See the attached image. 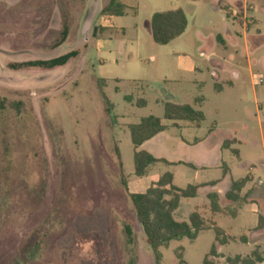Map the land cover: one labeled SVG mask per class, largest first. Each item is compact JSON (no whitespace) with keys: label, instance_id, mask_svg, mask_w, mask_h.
Returning a JSON list of instances; mask_svg holds the SVG:
<instances>
[{"label":"rangeland","instance_id":"1","mask_svg":"<svg viewBox=\"0 0 264 264\" xmlns=\"http://www.w3.org/2000/svg\"><path fill=\"white\" fill-rule=\"evenodd\" d=\"M107 1L99 0L90 28H83L90 0H0V97L7 104H24L20 113L8 110L0 116V264H155L123 181L142 182L132 193L143 192L165 173L175 176L178 189L193 184L179 178L188 170L180 164L157 163L143 177L133 175L128 125L148 116L162 119L166 93L204 113L205 120L200 127L168 124L152 154L192 162L197 149L181 148L179 141L211 133L213 141L234 140L230 149L221 150L232 181L245 176L251 180L240 200L226 206V214L212 216L208 207L203 214L223 231L224 243L217 244L212 229L204 230L192 241L183 238L161 248V264H202L215 245L223 255L215 259L217 264H228L227 258L245 257L256 248L264 256V240L259 246L246 241L255 225L263 227V210L259 202L244 199L251 190L261 185L264 189V46L249 53L241 26L223 10L213 14L211 0H132L133 9L127 7L123 17L112 20L129 29L121 36L100 14ZM192 2L204 6L197 15L202 23L197 31L205 36L213 27V35L224 34L228 26L237 34V48L214 39L211 51H200L204 45L193 35L191 17L187 32L177 40L164 46L152 41L153 13ZM249 2L262 22L249 34L264 32V0ZM103 25L111 30L97 31L93 37V30ZM63 27L67 37L60 43ZM107 37L114 50L97 52L96 40ZM70 52L76 56L53 70L8 67ZM176 54L188 56L198 71H178ZM218 60L225 72L214 66ZM194 78L204 82L202 90L199 83L193 84ZM214 78L224 87L222 94H216ZM192 95L206 101L192 105ZM141 100L143 105H137ZM221 174L201 172L211 180ZM203 193L181 199L182 216L203 210ZM125 225L132 231V243Z\"/></svg>","mask_w":264,"mask_h":264},{"label":"trees","instance_id":"2","mask_svg":"<svg viewBox=\"0 0 264 264\" xmlns=\"http://www.w3.org/2000/svg\"><path fill=\"white\" fill-rule=\"evenodd\" d=\"M126 7L120 0H109L107 5L102 7L100 14L107 17H122L125 15ZM187 26V20L182 10H172L166 12H156L150 18V32L152 41L157 45H167L174 39L181 36ZM103 33L106 29L97 27L93 30L92 36H96V32ZM67 37V29L63 27L60 43ZM76 56V52H70L62 56L46 60V61H29L22 63H11L8 67L11 70L23 69H42L53 70L66 65L70 59ZM125 100H129L125 97ZM24 108L21 101L7 104V101L0 97V116L8 110L20 113ZM204 117L202 112L194 110L188 105L164 104L163 118L148 116L141 118L137 124L128 125L130 142L133 146V165L134 175L143 177L150 166L164 162L153 158L138 148L147 140L155 135L163 132L165 126L163 120L168 121H188L200 124ZM232 142H225L223 148H228ZM237 155L236 150H232ZM187 167L191 165L185 164ZM249 181L248 177L233 182L230 191L226 194V198L236 202L240 200L239 192ZM126 190V183L123 181ZM196 186H187L185 189H178L172 184V176L169 173L162 175L159 180L153 183L142 194L128 195L138 223L146 237V242L153 253L155 264H161V248H167L173 241H180L186 238L190 241L196 238V235L204 230L212 229L216 235L217 244L224 243V239H220L223 231L212 223H207L198 213H192L187 222L176 221L173 218L174 212L178 209L182 198H193L196 195ZM209 207L212 213H219L221 209L218 206V197L216 194H208ZM262 228L259 223L258 229ZM125 235L129 243L133 242V234L129 226H124ZM244 241V239L241 238ZM220 258L217 253L216 245L213 246L209 254L203 259L202 264H217L215 259ZM228 264H259L264 262V256L260 254L258 248L253 250L250 255L245 257L235 256L226 259ZM14 264H24L23 261H15Z\"/></svg>","mask_w":264,"mask_h":264},{"label":"crops","instance_id":"3","mask_svg":"<svg viewBox=\"0 0 264 264\" xmlns=\"http://www.w3.org/2000/svg\"><path fill=\"white\" fill-rule=\"evenodd\" d=\"M108 2H109V0L107 1V3ZM120 2L126 8L130 7L131 9H133V7L130 6V4H129V3H132V0H120ZM107 3L105 5H107ZM211 5H212L213 14H216V12L219 9L223 10L227 16H231V18H233L241 26V28L243 29V32H244V34H243V43H244V46H245V48L247 49V51L249 53H253V51H257V49H259L260 47L264 46V32H260L259 30H256L255 34H249L250 33V29L252 27H255L256 25H260V23H262L260 21V19H258L255 16L254 7L249 2V0H211ZM201 8L204 9V6L202 5V3L192 2L190 4H187L186 6H175L174 8H172L170 10H166V11H172V10L180 9V10H182L184 12L186 20H187V26H186V29H185L183 34H185L187 32L188 28H189V20H188L189 17H191L193 19L194 28L196 30L193 35L196 36L199 39V41L204 45V46L200 47V49H199L200 51H205L207 53L209 51H211V47L210 46L213 47V40L214 39L216 41L222 43L223 45H228L231 48H237V46H238L237 34L233 30H231L228 26H226L224 34L217 33V34L213 35L212 34L213 33L212 31H214L213 27H211V32L208 33L205 36L202 35L199 30L197 31V29L201 28V24H202V23H200L201 20L197 19V15L199 14V10L202 11ZM166 11H162V12H166ZM133 13H134V15L136 14V12H133ZM105 17L108 19L107 22L111 23V26H109V27L112 29V31L114 33H115V30H117V31H119L121 36H124L127 33V30H129V29L125 28V27L115 26L112 23V20L116 19L118 17H107V16H105ZM245 18H247V20H248L247 22H245ZM195 24H196V26H195ZM209 25H212V23L209 22ZM101 27L106 29V30H111L110 28L108 29V27H104V25L101 26ZM134 27L137 30V26H134ZM149 29H150V23H149ZM150 34H151V32H150ZM178 38L174 39L173 41L177 40ZM173 41H171V42H173ZM114 48H115L114 47V43L112 42V40H110L109 37H107V38H98L96 40L97 52L110 53V51H113ZM174 59H175L176 68H177L178 71L187 72V73H194L195 71H198V69L193 65L192 61L185 54H176ZM260 59L262 61H264V58L261 57ZM213 62L216 63V65H214V66H217L216 69L218 70L219 73L225 72L226 68H225V65H224L223 62H221L219 60L218 61H213ZM248 66H249V68H251V66H252L251 62L248 63ZM219 73L215 72V74H216L215 77H218ZM252 78H253L252 79L253 80V85L256 87L257 84H258L257 80H256V78L254 76H252ZM212 81H214L213 82L214 85H215V89L214 90H215L216 94H218V95L222 94L224 92V87L219 86L217 84V78H214V80H212ZM198 83H199L200 89L202 90L203 89L202 85L204 84V82L198 81L196 78H194L193 79V84L195 85V84H198ZM225 83L230 84L229 88H232L231 87L232 86V82L231 81L228 80ZM126 97L129 99L128 102L134 103V99L131 96H126ZM165 97L167 99L166 103H170V104H173V105H188V106H190L189 104H187L185 102H181L180 98L178 96L174 95V94L166 93ZM124 99H125V97H124ZM189 99H191L192 105H201L203 102L206 101L205 97H200L199 98V97H196V96H193V95ZM143 103L144 102L141 100V101L137 102V105H143ZM202 114H203V117H204V119H203V121H204L205 120V114L204 113H202ZM176 122H188V121H168V120H163V125L166 128H167L168 124H172L173 126L179 127L180 125L177 124ZM190 123L193 124V126H195V127H200V124L196 125L195 123H192V122H190ZM184 126H186V125H184ZM163 132H160L159 134L155 135L151 139L145 141L138 148V150L147 152L148 154H150L153 158H155L157 160L164 161V162H159V163H163V164H166V165H177V164L179 165L180 164V165L184 166L185 168H187L188 170L186 172H182V173H180L178 175H179V178L181 180H183V181H188L189 180V181L193 182V184H188L187 186L191 185V186H196L197 187L196 195L192 199H196L200 195V193L202 191L204 192L203 194H204V197H205V204H204L203 208H201L203 210H200V212H199V209H198V212L197 211L191 212L187 216V218L182 216L181 213H180V208H181V204H182L181 203L182 201L180 200L179 207L174 212L173 218L176 221L187 222L189 216L192 213L196 212L200 216L202 215L201 218H203L205 220V218L203 217V214H206L207 207L210 210L209 200L207 199V195L208 194H212V193L217 195V197H218V206L221 209V212H219V213H212L211 210H210L212 216L226 214L225 213L226 206L231 204V203H233V201H230V200H228L226 198V194L230 191L231 185H232V183L234 181H232L231 175L228 172V168L221 161V156H222L221 150L230 149V145L227 146L228 148H223V144L225 142H233L234 140H227V139L224 140L223 139L221 142L213 141L211 139L212 136H213L211 133H209L204 138H201V139H198V140L196 138H194L192 142H188L186 140L181 139L179 141L178 145L181 148L186 147V146L196 148L197 151H198L197 157H195V160L192 161V162H190V161H169L167 159L162 158L159 155L152 154L153 151H154L153 149H154V147L156 145L155 141H156L157 137L159 135H161ZM143 149H145L146 151L143 150ZM232 150H235V149H232ZM237 155H238V152H237ZM185 164L191 165L192 167H187V166H185ZM211 170H215V171L221 170V172H222L221 178L218 179V180H211L210 178H206L204 176H201V172H207L208 173V172H211ZM171 176H172V184H173L175 176L172 175V174H171ZM246 177H248L249 181L251 180V178L249 176H245V177H243L241 179H244ZM241 179H239V180H241ZM158 180H159V178L157 180L151 182L149 184V186L147 188H145V190L143 192L132 193L131 191L133 189H135V191H137V190H140L142 188V186H143L142 182L140 180L133 179V181L125 182L126 183V191H127L128 195H130V194H142L153 183L157 182ZM247 183H246V185H247ZM246 185L239 192V194H238L239 197L242 196L241 192L246 188ZM240 193H241V195H240ZM244 199H245V201H254V202L257 201V202H259V204L261 205V208L263 210V213H264V189H263L262 185L260 187H257V189H255V190H251V192L248 195L244 196ZM201 211H203V212H201ZM210 223H212V222H210ZM263 240H264V225H263V227L261 229H258L257 225H255L254 228L252 229V236L249 239H246V241H248L252 246H259L261 244V241H263ZM218 255L220 256V258L223 257V255L221 253H218ZM237 256L244 257V256H241V255H237ZM259 264H264V262L259 263Z\"/></svg>","mask_w":264,"mask_h":264},{"label":"water","instance_id":"4","mask_svg":"<svg viewBox=\"0 0 264 264\" xmlns=\"http://www.w3.org/2000/svg\"><path fill=\"white\" fill-rule=\"evenodd\" d=\"M99 6V0H90V3L86 9L84 15V27L83 28H90L91 23L93 22L95 15L97 13Z\"/></svg>","mask_w":264,"mask_h":264},{"label":"built area","instance_id":"5","mask_svg":"<svg viewBox=\"0 0 264 264\" xmlns=\"http://www.w3.org/2000/svg\"><path fill=\"white\" fill-rule=\"evenodd\" d=\"M248 20H247V18H245V22H247Z\"/></svg>","mask_w":264,"mask_h":264}]
</instances>
